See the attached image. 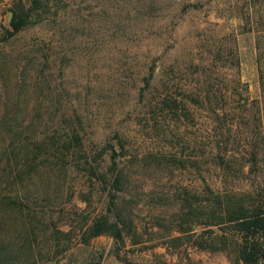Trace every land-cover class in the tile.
Masks as SVG:
<instances>
[{"label": "rangeland", "instance_id": "1", "mask_svg": "<svg viewBox=\"0 0 264 264\" xmlns=\"http://www.w3.org/2000/svg\"><path fill=\"white\" fill-rule=\"evenodd\" d=\"M43 3L12 36L21 0H0V190L19 173L15 154L56 152L74 130L91 165L72 152L62 167L33 164L21 209L0 205V264H244L231 229L180 216L210 190L264 189V0ZM158 90L180 119L147 113ZM120 140L126 181L114 192ZM118 214L123 240L90 238ZM223 236L227 251L207 250Z\"/></svg>", "mask_w": 264, "mask_h": 264}, {"label": "trees", "instance_id": "2", "mask_svg": "<svg viewBox=\"0 0 264 264\" xmlns=\"http://www.w3.org/2000/svg\"><path fill=\"white\" fill-rule=\"evenodd\" d=\"M27 2L29 3V8L26 10ZM44 7L43 0H21L20 10H14L11 24L13 31L7 30V33L14 36L34 25L35 21L32 20L34 14ZM147 86H151L149 80ZM157 92L158 95H152L147 99L145 105L147 113H159L163 120H168L172 117L180 119L182 115H180L179 108L175 107L168 93L159 92V90ZM160 124L161 122H158L151 129L160 131ZM120 141V148L124 150L121 154L118 149L109 145L113 150V166L116 172L113 184L114 192H122L126 181L124 168L120 167L121 159L126 154V146L122 140ZM37 146L35 149L25 146L22 151L15 154V163L19 173L10 183L11 191L0 190V205L4 209H21L30 194V182L32 180L30 169L33 164H36L38 159L44 158L49 165L62 167L69 162L68 157L72 155L71 162L73 164L91 165L86 160L83 138L77 130H74L61 144L57 145L60 146V149L56 152L45 154L37 152V150L43 151V148L46 151L51 149L47 142ZM258 151L253 152V162L258 157ZM83 160L86 161L83 163ZM254 164L253 166H259L257 162ZM206 202V205L200 206H196L193 201L189 202L186 212H183L180 216V224L186 223L188 220L202 218L206 220V226L208 227L216 226L223 230L231 229L238 236L235 244L239 259L244 264H264V189L245 192L231 191L225 194H215L210 190V197ZM126 228L127 224L121 215L118 214L116 221H111L108 216H104L93 222L89 229V236L90 238H98L109 235L116 240H123V231ZM217 239L204 242L207 250L227 251L229 246L233 244V239L229 241L224 236ZM1 248L4 251H0V261H3L7 253L3 246Z\"/></svg>", "mask_w": 264, "mask_h": 264}, {"label": "water", "instance_id": "3", "mask_svg": "<svg viewBox=\"0 0 264 264\" xmlns=\"http://www.w3.org/2000/svg\"><path fill=\"white\" fill-rule=\"evenodd\" d=\"M13 17H14L13 11H9L7 16V24L9 25V27H11Z\"/></svg>", "mask_w": 264, "mask_h": 264}]
</instances>
